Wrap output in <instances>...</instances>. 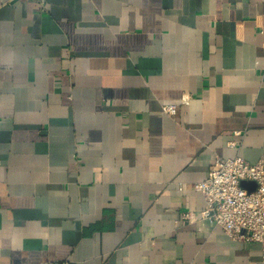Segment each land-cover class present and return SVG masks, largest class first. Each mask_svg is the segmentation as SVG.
I'll return each mask as SVG.
<instances>
[{
    "label": "crops",
    "instance_id": "crops-1",
    "mask_svg": "<svg viewBox=\"0 0 264 264\" xmlns=\"http://www.w3.org/2000/svg\"><path fill=\"white\" fill-rule=\"evenodd\" d=\"M234 156L264 160V0H0V264H264L198 221Z\"/></svg>",
    "mask_w": 264,
    "mask_h": 264
},
{
    "label": "built area",
    "instance_id": "built-area-1",
    "mask_svg": "<svg viewBox=\"0 0 264 264\" xmlns=\"http://www.w3.org/2000/svg\"><path fill=\"white\" fill-rule=\"evenodd\" d=\"M37 1L46 4V0ZM162 109L170 115L177 112L174 104H163ZM244 181H254L255 189L243 186ZM193 188L205 198L198 221L220 226L235 240L259 242L264 260V160L251 163L241 156L218 157L208 175ZM183 217L188 219L189 213Z\"/></svg>",
    "mask_w": 264,
    "mask_h": 264
},
{
    "label": "water",
    "instance_id": "water-1",
    "mask_svg": "<svg viewBox=\"0 0 264 264\" xmlns=\"http://www.w3.org/2000/svg\"><path fill=\"white\" fill-rule=\"evenodd\" d=\"M242 185L247 187L249 190H253L256 187V183L254 181H244Z\"/></svg>",
    "mask_w": 264,
    "mask_h": 264
}]
</instances>
